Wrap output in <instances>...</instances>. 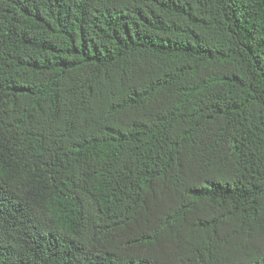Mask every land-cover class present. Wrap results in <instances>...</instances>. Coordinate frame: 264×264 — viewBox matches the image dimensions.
Here are the masks:
<instances>
[{"label": "trees", "instance_id": "trees-1", "mask_svg": "<svg viewBox=\"0 0 264 264\" xmlns=\"http://www.w3.org/2000/svg\"><path fill=\"white\" fill-rule=\"evenodd\" d=\"M0 264H264V0H0Z\"/></svg>", "mask_w": 264, "mask_h": 264}]
</instances>
